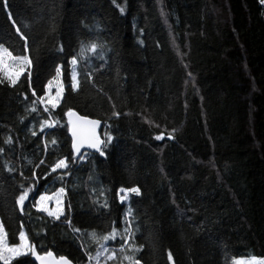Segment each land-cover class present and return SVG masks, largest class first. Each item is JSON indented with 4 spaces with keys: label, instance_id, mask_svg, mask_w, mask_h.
Instances as JSON below:
<instances>
[{
    "label": "trees",
    "instance_id": "obj_1",
    "mask_svg": "<svg viewBox=\"0 0 264 264\" xmlns=\"http://www.w3.org/2000/svg\"><path fill=\"white\" fill-rule=\"evenodd\" d=\"M91 42L104 48L79 60L81 44ZM0 45L32 62L15 86L0 83V221L9 245L19 243L23 225L39 255L97 264L85 249L96 257L107 247L99 264H128L120 236L97 244L88 233H123L131 221L135 245L144 246L140 264L264 256L262 0H0ZM57 65L61 103L45 112L37 102L31 112ZM68 109L100 120L102 139L114 137L106 157L85 150V162L71 163ZM50 119L59 125L41 130ZM60 157L69 161L68 176L50 171ZM21 184L33 191L23 213L15 203ZM62 187L60 220L33 207L42 193ZM132 187L141 194L121 203L119 190ZM113 250L116 259L106 260ZM9 264L38 263L28 253Z\"/></svg>",
    "mask_w": 264,
    "mask_h": 264
},
{
    "label": "snow or ice",
    "instance_id": "obj_2",
    "mask_svg": "<svg viewBox=\"0 0 264 264\" xmlns=\"http://www.w3.org/2000/svg\"><path fill=\"white\" fill-rule=\"evenodd\" d=\"M264 2V0H262ZM121 12H123V9H121ZM27 25H25L26 27ZM17 32H19V29H17ZM21 39H24L23 36H21ZM104 45L97 44L96 42H91L89 45L85 46L84 44H81L80 50H79V60L83 61L86 58V55L91 54L95 55L97 52V49H103ZM27 51V49H25ZM103 51L100 52L98 58L103 59ZM31 60L29 59L28 55H20V56H14L12 52H10L7 48L0 45V74L10 83V85L15 86L17 84L18 79L20 78L21 74L24 73L26 70L31 69ZM70 63L74 66V70L72 72V90L76 91L79 87V81L77 80V73L75 71V66L78 63V58L74 56ZM56 76L52 79L48 80L47 84L44 86V95L39 96L37 100L33 101V106L30 108L31 112H36L37 109L35 107V104L39 102L40 104L44 105V111L48 112L50 111L49 107L51 109H56L57 106L61 103V99L63 96V86L60 82V75H61V67L57 65L56 67ZM89 81H91V75H88ZM0 83H3V79H0ZM55 86V93L52 94L51 89ZM33 96H36V93L33 92ZM27 99V97H25ZM64 115L67 117V128L68 131L71 133L72 137V158L71 163L74 165L77 161L79 162H85L89 158L88 153H84L81 151L83 147H87L88 149L94 150L95 153H99L100 157H106L105 150L109 148L110 144L113 142L114 137L110 133H105L104 138L102 139L101 136L97 133V128L101 124L99 120H92L89 119L87 116H80L72 109H68ZM113 116H119V113L113 112ZM24 118L21 117V122H23ZM59 125V120H45L42 121L40 124V129L43 130L46 127L47 128H53L55 126ZM29 131L33 136H36V131H33L31 128H29ZM157 140L161 139L160 136L156 137ZM11 138H8L5 140V144H10ZM52 145H56L57 141L56 139H53L51 141ZM4 149L0 148V153H2ZM46 151H47V145H46ZM45 163L44 159H41L38 164L35 165V168H39L41 165ZM33 160L28 159L27 165H32ZM70 167L69 161L67 158L60 157L58 158L55 163L51 166L50 171L52 173H55L57 170H64V176H68L70 173L68 171ZM35 168L33 169V176H35ZM4 169L8 171L9 173H12L15 171L13 167L10 166L9 162L4 163ZM21 177L23 178V172L20 173ZM60 179H63V176L59 177ZM26 179V178H24ZM20 187L23 189L21 194L16 198V205L20 208L21 213H23L25 200L29 197V193L32 191L31 187L24 188L23 184L20 185ZM121 192L124 194L120 196V200L123 202L127 199L129 193H135L137 196H139L140 189L138 187H132L129 189H121ZM64 194V188H60L57 190V194L55 196L56 200V207L54 209H49L45 202L50 201L52 197L46 196V195H40L38 199L35 200V203L33 204V207L37 211H43L46 212L49 217H52L54 220H60L63 209L61 208V200L60 197ZM103 195V193H101ZM95 203H99V201H96ZM103 207L107 208L108 204L105 201L103 203ZM132 210L129 208L127 212L125 213V220L127 221L128 218L131 216ZM70 226V221H69ZM74 232H79V229H73ZM126 233V235L124 234ZM135 233L132 229L131 221H128L126 227L123 229V233L120 231H117L115 227L112 228V231L108 234L103 235L102 237L97 238V235L94 231L89 232L88 236L90 239L97 244H100V241H109L112 239H115L117 236H120L123 240V243L121 244L118 251L120 253H125L126 251L131 252V255H124L123 260L128 261V264H140V261L136 259V254L139 253L143 245L136 246L135 241L133 239ZM19 244H15L12 246H8L5 243V233H4V226L3 223L0 222V260L4 262V264H9V261L12 260L14 257H20L24 256L28 253L35 256L36 260L40 261V264H71V262L66 257H59L54 258L53 253L51 251H48L44 255H39L36 253L34 247L28 242L27 236L25 234V231L23 229V225H21V230L19 232ZM127 246V247H125ZM108 248L104 247L103 252H98L96 257L91 256L87 253L85 249V254L88 255L89 261L96 260L97 264H99V257L103 255L104 253L108 252ZM117 250H113L111 255H108L105 257L106 260H113L116 259L115 252ZM169 259H171V255L169 256ZM235 264H264V259H257L255 257H252L250 260H238L235 261Z\"/></svg>",
    "mask_w": 264,
    "mask_h": 264
},
{
    "label": "rangeland",
    "instance_id": "obj_3",
    "mask_svg": "<svg viewBox=\"0 0 264 264\" xmlns=\"http://www.w3.org/2000/svg\"><path fill=\"white\" fill-rule=\"evenodd\" d=\"M71 61V60H70ZM61 67V66H60ZM70 68H71V85H72V72H73V70H74V66L70 63ZM75 71H76V66H75ZM26 73H29V70H26L24 73H22L21 74V76L22 75H24V74H26ZM20 76V77H21ZM56 76V74L54 75V77ZM53 78V77H52ZM51 78V79H52ZM0 79H3V81H6V82H8L3 76H2V74H0ZM59 79H60V82H61V84H62V86H63V89H64V92H65V84H64V82H63V78H62V70H61V75H60V77H59ZM19 80V79H18ZM9 83V82H8ZM10 84V83H9ZM51 92H52V94H54L55 93V86H53L52 87V89H51ZM64 92H63V95H64ZM63 97V96H62ZM62 100V99H61ZM43 107H44V105L43 104H41ZM49 108H50V106H48ZM82 152H84V153H87L85 150H82ZM57 171H63L62 169H60V170H57ZM58 189H60V188H58ZM57 189V190H58ZM57 190L55 191V192H53V193H51V194H46V193H42L43 195H46V196H49V197H52V199L50 200V201H46L45 202V204H46V206L49 208V209H54L55 207H56V200H55V196H56V194H57ZM121 190V189H120ZM119 190V192H118V194H119V201L121 202V203H127L128 202V199H129V197L131 196V195H136L135 193H129L128 194V197H127V199L126 200H124L123 202L120 200V196L121 195H123L124 193L123 192H121ZM32 192L33 191H31L30 193H29V197L31 196V194H32ZM41 194V195H42ZM28 197V198H29ZM40 197V196H39ZM38 197V198H39ZM27 198V199H28ZM37 198V199H38ZM26 199V200H27ZM25 200V201H26ZM60 200H61V208L63 209V212H64V208H65V190H64V194L60 197ZM41 212H43V211H41ZM45 214H47L46 212H44ZM63 215V214H62ZM1 222V221H0ZM5 233V232H4ZM5 243L8 245V246H12V245H9L8 244V242H7V239H6V234H5ZM19 243H20V241H19ZM18 243V244H19ZM105 254V253H104ZM252 257H255V258H257V259H264V256H262V257H258V256H248V257H242V258H235V259H233L232 260V264H235V261H238V260H250ZM11 261V260H10ZM0 262L1 263H3L4 264V262L2 261V260H0Z\"/></svg>",
    "mask_w": 264,
    "mask_h": 264
},
{
    "label": "water",
    "instance_id": "obj_4",
    "mask_svg": "<svg viewBox=\"0 0 264 264\" xmlns=\"http://www.w3.org/2000/svg\"><path fill=\"white\" fill-rule=\"evenodd\" d=\"M78 114V113H77ZM78 115H80V114H78ZM80 116H82V115H80ZM89 119H92V120H98V119H96V118H91V117H88ZM100 121V120H99ZM101 122V121H100ZM101 127H102V122H101V124L98 126V128H97V133L100 135V130H101ZM69 134H70V136H71V133L69 132ZM71 139H72V137H71ZM82 150H89V151H91V152H94V150H92V149H88L86 146L85 147H83L82 149H81V151ZM54 256V255H53ZM32 257L36 260V258H35V256H33L32 255ZM54 258H56V257H54ZM37 261V263L38 264H40V261H38V260H36Z\"/></svg>",
    "mask_w": 264,
    "mask_h": 264
}]
</instances>
